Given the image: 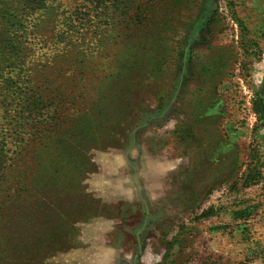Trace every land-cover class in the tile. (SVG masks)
<instances>
[{
  "label": "rangeland",
  "instance_id": "rangeland-1",
  "mask_svg": "<svg viewBox=\"0 0 264 264\" xmlns=\"http://www.w3.org/2000/svg\"><path fill=\"white\" fill-rule=\"evenodd\" d=\"M39 1L0 0V264H264V0H113L95 37Z\"/></svg>",
  "mask_w": 264,
  "mask_h": 264
},
{
  "label": "trees",
  "instance_id": "trees-1",
  "mask_svg": "<svg viewBox=\"0 0 264 264\" xmlns=\"http://www.w3.org/2000/svg\"><path fill=\"white\" fill-rule=\"evenodd\" d=\"M88 4L85 5L88 6L89 9L88 12L92 13V16L90 15V25L87 27V30L89 32L95 33L98 36L101 30V26L104 23V20L109 19L111 20L113 17V13L115 12V6L113 0H86ZM38 4H41V0ZM37 4V5H38ZM27 95H25L26 97Z\"/></svg>",
  "mask_w": 264,
  "mask_h": 264
},
{
  "label": "crops",
  "instance_id": "crops-1",
  "mask_svg": "<svg viewBox=\"0 0 264 264\" xmlns=\"http://www.w3.org/2000/svg\"><path fill=\"white\" fill-rule=\"evenodd\" d=\"M259 98H261L262 100H264V87L262 88V90L260 91V94H259ZM144 191H143V189H139V194H138V199H136L135 200V202H138L139 201V199L141 198V195H142V193H143ZM142 199V198H141ZM138 200V201H137ZM148 207H149V210H153V211H157L158 213H160L159 215L161 216L162 215V218H164V216L163 215H165L166 213H165V210H167L168 208H167V206H166V204H164V201H162V203H159V204H154L152 201H149L148 202ZM151 210V211H152ZM161 212H162V214H161ZM148 216H149V218H156L155 216H153V214L152 213H149L148 214ZM158 218V217H157Z\"/></svg>",
  "mask_w": 264,
  "mask_h": 264
}]
</instances>
